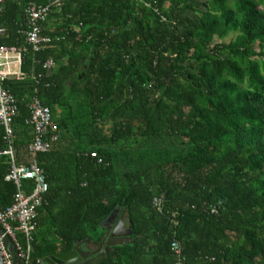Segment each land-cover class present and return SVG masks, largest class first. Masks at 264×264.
Instances as JSON below:
<instances>
[{
  "label": "trees",
  "instance_id": "1",
  "mask_svg": "<svg viewBox=\"0 0 264 264\" xmlns=\"http://www.w3.org/2000/svg\"><path fill=\"white\" fill-rule=\"evenodd\" d=\"M56 1L0 7V46L24 50L25 79L5 82L17 163L30 161L36 89L60 137L38 156L49 192L32 263L101 241L120 209L133 243L101 264H264V0H63L34 52L26 9ZM10 171L0 156V211Z\"/></svg>",
  "mask_w": 264,
  "mask_h": 264
},
{
  "label": "built area",
  "instance_id": "2",
  "mask_svg": "<svg viewBox=\"0 0 264 264\" xmlns=\"http://www.w3.org/2000/svg\"><path fill=\"white\" fill-rule=\"evenodd\" d=\"M7 0H0V7ZM63 0L47 6H30L26 9L29 29L26 32L28 44L34 52L41 51L46 45L52 43V38L43 35V25L49 20L54 5ZM5 32L0 24V36ZM24 50L21 48H9L0 46V126L5 129V143L7 150L0 153L11 159V171L7 176V181H12L17 186V192L10 206L0 211V253L4 264H15L18 259L21 264H32L31 242L35 231V221L38 218L39 210L47 203L49 183L42 168L38 156L49 153L54 145L59 142V134L52 118L51 110L44 106L39 98V90H35V95L30 104L31 118L27 125L33 128V140L27 148L30 156L29 164L19 165L16 160L14 140L15 131L13 122L19 114V105L10 91L5 88V82L10 79L23 81L24 74L23 59ZM54 66L53 61L46 64L47 68ZM92 157L97 158V154ZM31 181L32 190L27 193L23 191L22 183ZM164 199L162 197L154 199V206L159 212L163 211ZM212 214H218V209L210 207ZM10 239V243L5 244V238ZM11 245L14 246V253L11 252ZM172 249L177 256H181L182 249L178 241L172 243ZM177 264H185L179 260Z\"/></svg>",
  "mask_w": 264,
  "mask_h": 264
},
{
  "label": "water",
  "instance_id": "3",
  "mask_svg": "<svg viewBox=\"0 0 264 264\" xmlns=\"http://www.w3.org/2000/svg\"><path fill=\"white\" fill-rule=\"evenodd\" d=\"M120 212V209H117L103 223L104 235L101 241H95L90 238L78 243L72 251L57 253L32 264H101L115 248L133 243L132 230L130 228L126 229L124 221L121 218L119 219ZM0 235H3L2 230ZM9 243L10 239L6 237L5 244L8 245ZM85 245L87 246L83 249ZM10 250L14 253L13 245H11ZM0 264H4L1 253ZM15 264H21V262L15 259Z\"/></svg>",
  "mask_w": 264,
  "mask_h": 264
},
{
  "label": "flooded vegetation",
  "instance_id": "4",
  "mask_svg": "<svg viewBox=\"0 0 264 264\" xmlns=\"http://www.w3.org/2000/svg\"><path fill=\"white\" fill-rule=\"evenodd\" d=\"M121 216H123L124 217V215H119V219L121 218ZM126 229H129V227H127V225H126ZM83 249H84V247H83ZM95 249V248H94Z\"/></svg>",
  "mask_w": 264,
  "mask_h": 264
},
{
  "label": "crops",
  "instance_id": "5",
  "mask_svg": "<svg viewBox=\"0 0 264 264\" xmlns=\"http://www.w3.org/2000/svg\"><path fill=\"white\" fill-rule=\"evenodd\" d=\"M121 219L124 221V217H123V216H121ZM124 223H125V221H124ZM125 224H126V223H125ZM127 227H128V226H127ZM86 246H87V245L84 246V249L86 248Z\"/></svg>",
  "mask_w": 264,
  "mask_h": 264
}]
</instances>
